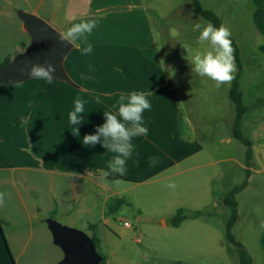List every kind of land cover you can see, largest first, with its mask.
Here are the masks:
<instances>
[{
  "label": "rangeland",
  "instance_id": "rangeland-1",
  "mask_svg": "<svg viewBox=\"0 0 264 264\" xmlns=\"http://www.w3.org/2000/svg\"><path fill=\"white\" fill-rule=\"evenodd\" d=\"M58 1L61 0H0V66L23 53V46L30 43L19 12L45 21ZM140 2L150 13L151 35L139 38L141 32L134 29L141 24L139 14L111 10L104 14L103 21L96 20L98 24L112 25L113 30L91 33L90 41L94 42L91 54L102 58H160L162 67L173 77L185 115L198 128L203 145L205 135L220 150L240 158L245 147L230 137V125L208 123L204 132V104H215L218 101L215 97L228 84L216 87L215 81L191 71L192 56L209 47L207 42H199L194 23L203 25L208 21L193 10L192 0ZM198 2L230 29L242 59L244 90L247 91L245 83L251 71L255 72L256 81L264 83V60L260 59L264 55L257 47L251 24L250 0ZM33 10L35 14L31 13ZM81 13L78 22L87 19L86 11ZM55 19L62 23L64 16L56 14ZM100 34H104L105 41L96 39ZM70 54L79 56L75 51ZM249 58L257 59L249 61ZM82 59L85 58H65L63 68L69 71L71 63ZM205 81L209 86L204 87ZM63 84L54 78L49 81L34 77L11 86L0 85V192L7 193L5 206L0 207V264H55L64 258L54 239L56 226L88 238L93 235L89 227L95 226V234L102 242L98 253L111 255L117 264H240L237 250L225 236L230 210L217 198L204 201V206H188L190 213L202 211V215L183 222L177 231L180 235L173 237L169 233L176 231L169 219L176 207L168 206L173 204L164 200L149 199L141 192L142 188L138 192L126 191L122 185L105 184L104 179L97 180L100 187L96 186L92 176L73 179L27 171L35 168L51 172L72 166L70 150L61 151L56 136L62 128L65 132L72 128L69 122L72 107L67 100L62 103L60 99ZM258 133L259 144H264V126L258 127ZM245 137L252 141L255 138L249 131ZM47 138L52 140L46 141ZM229 140L230 145L226 143ZM225 167L231 171V183L224 181L221 188L219 181L216 189L227 194L231 185L239 184L244 177L235 164ZM254 178V182L260 180L259 176ZM118 197H124L125 204L115 216L107 215L103 201ZM105 219L114 225L112 230L103 224ZM124 223L129 228L123 227ZM253 229L249 231L248 226L244 228L239 223L231 234L246 245L254 264H263L258 251L261 229L257 226Z\"/></svg>",
  "mask_w": 264,
  "mask_h": 264
},
{
  "label": "crops",
  "instance_id": "crops-1",
  "mask_svg": "<svg viewBox=\"0 0 264 264\" xmlns=\"http://www.w3.org/2000/svg\"><path fill=\"white\" fill-rule=\"evenodd\" d=\"M250 4V19L257 38V47L260 53L264 55V0H250ZM111 10L139 14L138 19L141 24L134 27L141 32L139 38L151 35L148 17L150 13L140 0H61L58 1L49 13V18L45 21L57 31L63 32L72 23L78 22L76 20L82 11H86L84 15L87 19L100 18L99 21H103L101 19H104V14ZM31 13L35 14V11H31ZM56 14L64 16L62 23L56 22ZM110 30H113L112 25L99 23L92 32L105 33ZM92 36L91 34L88 35V42L93 45L94 42L90 41ZM96 39L98 41L106 40L104 34H100ZM73 44H78V47L74 48L73 45L65 58L85 59L71 63L69 71L64 69L67 79L61 80L65 84L61 88L60 99L62 103L67 100L72 110L77 98H81L87 103L84 106V113L81 114L83 117L81 124L72 125L68 132L62 128L56 133L59 149L61 151L68 149L71 152L72 166L67 169H53L51 172L35 168H28L27 171L54 173L57 176L73 179L92 176L94 179L91 181L99 186L97 180L103 179L102 173L110 172L108 163L114 153L107 151L101 144L84 145L82 143L83 136L94 134L96 127L105 122L104 112L116 111L114 105H116L121 93L128 94L136 91L148 94L151 92L153 94H149L148 99L152 108L150 111L144 112L148 134L133 139V155L126 162V173L123 176L137 178L141 181L138 183L127 182L122 180L118 174H110L107 178L109 183L114 178H118L122 181L120 185L124 190L138 192V188H142L141 192H145V196L149 199L155 198L172 203L173 205L168 206H175V212L182 209L190 216L193 213L189 212L191 208L188 206H204V201L210 202L213 198H217L223 205L222 199L225 193L216 189L219 186L217 183L222 181L221 188L224 181L231 183V171H227L225 165L235 164L243 173L244 178L239 184H232L227 191L228 193L244 181L246 172L249 173V177L247 186L235 197L237 214L231 230L239 223H241V227L248 226L249 231L254 230L253 228L256 226L261 229L258 251L264 264V144H259L258 139V127L264 126V83L256 81L255 72H250L251 79L249 78V81L245 83V88L247 85V91H245L244 86H242L244 70L240 58L242 71L238 89L241 93L242 105L247 111L241 117L239 130L245 139H247L245 137L247 131L252 132L255 138L253 141L247 139L251 145L248 159L246 156L247 148L242 143L241 145L245 147L244 152L240 158H234L226 151L220 150L218 146H214V142L209 141L205 135L204 145L200 141L198 128L186 117L173 77L168 75L162 67L160 58H102L93 53L83 55L80 46L84 45L81 41L77 40ZM72 51L79 53V56H70ZM253 59L257 58H249V61ZM260 59L264 60V58ZM82 76L87 78L83 79ZM181 78L182 76H179V80ZM231 82L223 86L220 96L215 97L218 100L215 104H204V132L207 131L205 127L208 123L222 122L230 125V137L236 140L233 137L236 110L228 96ZM207 85L208 83L205 81L204 87ZM96 97H99V102H97ZM73 127L78 129V135L72 134ZM49 140L52 139H46V141ZM226 143L231 144L230 140ZM153 157L157 158L158 161L155 166L150 164V158ZM255 176H259L260 180L254 182ZM169 182H175L177 187L174 190L166 187ZM112 194L115 196L116 192ZM110 200H105L102 204L106 206ZM105 216L104 218H106ZM103 224L109 230L114 228L112 222L107 219L103 221ZM182 224L178 228L172 227L176 232L169 234L173 237L180 235L177 231L181 229ZM187 235L189 236V234ZM253 236L254 233L252 232L251 237ZM233 237L246 249L250 256L241 239H237L236 235ZM174 243L178 247L183 246L178 242ZM100 245H102L101 241ZM107 258L108 264H117L111 255H107ZM62 259L60 258L55 264ZM250 259L254 264L251 256ZM1 260L2 257H0Z\"/></svg>",
  "mask_w": 264,
  "mask_h": 264
},
{
  "label": "clouds",
  "instance_id": "clouds-1",
  "mask_svg": "<svg viewBox=\"0 0 264 264\" xmlns=\"http://www.w3.org/2000/svg\"><path fill=\"white\" fill-rule=\"evenodd\" d=\"M96 19L81 18L79 22L72 23L65 31L59 34L61 42L73 43L80 40L84 45L82 54L88 55L92 52V44L88 42V35L97 27ZM194 31H199V42H207L209 47L203 52H195L191 58V71H194L201 77H207L215 81L216 87L225 83H230L234 79L236 71L234 49L231 41V31L225 24L221 23L219 27L211 22L201 24L194 23ZM23 72V69H21ZM55 71L53 64L45 62L44 64L33 63L28 69L30 76L44 80H51ZM83 79L87 77L82 76ZM144 92L133 91L128 94L121 93L117 100L115 112H104L105 122L96 127L94 134H85L82 143L86 146L101 144L107 151L114 153V156L108 163L110 172L102 173L105 184H108L110 174H118L123 177L126 173V162L133 155V139L139 136H147L148 129L145 126L144 112L150 111L152 104L148 95ZM99 102V97H96ZM87 101L77 98L74 101V108L69 112V122L71 125H79L83 122L84 106ZM73 135H78V129L73 127ZM157 158H150V164L155 166ZM111 183L120 185L122 181L114 178ZM166 187L175 189V182H169ZM7 193L0 192V207L6 204Z\"/></svg>",
  "mask_w": 264,
  "mask_h": 264
},
{
  "label": "water",
  "instance_id": "water-1",
  "mask_svg": "<svg viewBox=\"0 0 264 264\" xmlns=\"http://www.w3.org/2000/svg\"><path fill=\"white\" fill-rule=\"evenodd\" d=\"M18 18L24 32L30 38V44L23 53L0 67V85L11 86L34 78L30 76L28 69L33 63L44 64L45 62L53 64L55 68V71L51 73L52 78L65 81L67 77L63 61L72 49V44L61 42L59 40L60 33L57 30L32 14L19 12ZM54 239L64 252V258L57 264L101 263L102 259L92 240L85 235L56 226Z\"/></svg>",
  "mask_w": 264,
  "mask_h": 264
},
{
  "label": "trees",
  "instance_id": "trees-1",
  "mask_svg": "<svg viewBox=\"0 0 264 264\" xmlns=\"http://www.w3.org/2000/svg\"><path fill=\"white\" fill-rule=\"evenodd\" d=\"M192 8L193 10L199 15L201 18L204 20L211 22L214 26L219 27L220 20L218 17L211 11H206L202 9L200 3L198 0H192ZM232 41V47L234 49V59H235V65H236V73L234 75V79L231 82L230 89H229V99L230 101L234 104L235 110H236V120L234 122L233 126V137L238 140L240 143H242L244 146L247 148L246 156L247 159L250 156V142L243 137L239 130V125L241 121V117L244 115V113L247 111V109L242 105V97L241 93L239 92V79H240V74L242 71L241 67V62H240V57H239V52L237 45L233 38L231 37ZM25 48V46H23ZM8 63V61L5 62V64ZM1 67V66H0ZM249 177V173L246 172L245 180L236 188L231 190L229 193L225 194L222 199V203L225 207L229 208L230 210V217L226 225V241L233 246L239 255L240 259V264H252L250 257L248 256L246 250L235 241L233 235L231 234V229L232 226L235 222L236 219V214H237V203H236V195L240 193L246 186H247V179ZM124 181L127 182H133V183H138L141 180L133 177H122L121 178ZM125 204V200L122 198H115L111 199L107 204V215H113L117 213L120 208ZM202 213L201 212H195L191 214L190 216L182 209H179L175 212V214L170 218L169 224L173 228H178L186 219H196L201 217ZM95 226L89 227V229L92 231L93 235L91 236V240L96 248V251L100 247V239L97 237L95 234ZM89 230V231H90ZM98 253V251H97ZM101 257V263L100 264H108V258L106 255H102L98 253Z\"/></svg>",
  "mask_w": 264,
  "mask_h": 264
},
{
  "label": "built area",
  "instance_id": "built-area-1",
  "mask_svg": "<svg viewBox=\"0 0 264 264\" xmlns=\"http://www.w3.org/2000/svg\"><path fill=\"white\" fill-rule=\"evenodd\" d=\"M124 226H125V227H128V225H127L126 223H124Z\"/></svg>",
  "mask_w": 264,
  "mask_h": 264
},
{
  "label": "flooded vegetation",
  "instance_id": "flooded-vegetation-1",
  "mask_svg": "<svg viewBox=\"0 0 264 264\" xmlns=\"http://www.w3.org/2000/svg\"><path fill=\"white\" fill-rule=\"evenodd\" d=\"M30 44V43H29ZM26 49V46H25V48H24V50Z\"/></svg>",
  "mask_w": 264,
  "mask_h": 264
}]
</instances>
